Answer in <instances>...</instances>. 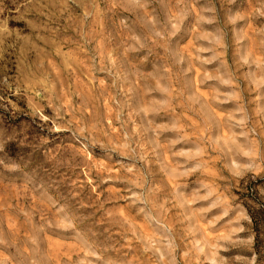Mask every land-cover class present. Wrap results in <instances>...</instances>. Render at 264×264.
I'll use <instances>...</instances> for the list:
<instances>
[{
    "label": "rangeland",
    "instance_id": "obj_1",
    "mask_svg": "<svg viewBox=\"0 0 264 264\" xmlns=\"http://www.w3.org/2000/svg\"><path fill=\"white\" fill-rule=\"evenodd\" d=\"M0 264H264V0H0Z\"/></svg>",
    "mask_w": 264,
    "mask_h": 264
}]
</instances>
